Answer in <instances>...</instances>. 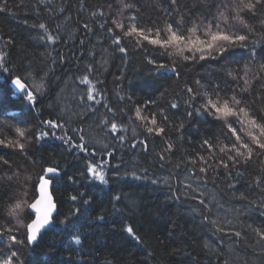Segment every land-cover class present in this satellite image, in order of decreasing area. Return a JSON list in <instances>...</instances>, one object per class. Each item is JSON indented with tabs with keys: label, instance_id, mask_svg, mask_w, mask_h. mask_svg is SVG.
Listing matches in <instances>:
<instances>
[{
	"label": "trees",
	"instance_id": "obj_1",
	"mask_svg": "<svg viewBox=\"0 0 264 264\" xmlns=\"http://www.w3.org/2000/svg\"><path fill=\"white\" fill-rule=\"evenodd\" d=\"M125 3L133 7L124 9ZM222 3L230 6L232 0H178L175 12L170 0H8V10L0 12V51L13 71L0 69V136L12 139L15 127L50 135L41 140L29 135L23 153L0 146V156L12 162L11 169H0V177L21 171L19 180L4 181L0 187V224H16L7 215L9 205L31 203L38 197L39 178L46 175L42 169L60 170L52 183L57 206L53 224L35 244L12 246L19 247L22 264H264V240L253 231L264 230V207L258 206L264 200V186L255 183L257 176L264 179V155L255 152L249 166L241 165L231 175L222 167L200 173L199 167L207 165L199 156L211 155L210 163H214L218 148L229 141L221 135L223 122L200 110L199 97L191 106L185 103L187 87L207 90L219 85L223 102L243 82L233 81L228 71L238 70L243 76L247 67L252 70L249 78L259 72L264 65V10L241 14L255 32L249 33L246 47H236L227 61L185 62L179 54H162L147 41L140 40V47L136 35L122 40L127 53H121L109 31L121 35L112 24L117 19L126 28L136 24L163 29L181 14L183 27L188 28L212 20L218 11H226L233 30L247 31L231 19L234 13ZM132 16L137 19L131 20ZM41 23L47 32L39 28ZM48 34L56 37L55 43L46 39ZM150 59L177 70L158 69ZM13 75H22L35 91V107L11 85ZM85 76L88 83L81 82ZM262 89L264 84L253 80L250 101L260 116H264V101L257 97ZM88 95L93 99H87ZM172 102L179 107L171 108ZM136 108L143 116L155 114L158 123L160 112L167 115L162 125L165 135L147 133L144 122L136 119ZM47 120L64 127L49 129L41 123ZM104 120L110 123L105 125ZM111 123L117 125L116 131H111ZM235 126L239 131L241 126ZM78 128L84 131L78 133ZM65 134L85 143L89 151L81 152L56 138ZM205 140L214 143L212 152L203 145ZM138 141L145 142L147 150ZM166 142L173 143L171 152L163 151ZM161 153L165 160L159 159ZM89 164L102 166L107 184L86 175ZM132 173L141 178L134 179ZM77 192L93 202L86 213L89 219L82 218L78 231L61 223L73 207L70 196ZM242 193L247 199H239ZM116 195L121 201L113 199ZM200 199L211 201L212 210L200 205ZM29 211L25 208L21 213L25 224ZM96 213L105 215L104 221H97ZM212 220L217 223L213 225ZM128 226L139 242L124 230ZM236 230L242 238L229 234ZM24 232L20 228L13 234L23 239ZM9 245L8 234L0 236V259L9 253Z\"/></svg>",
	"mask_w": 264,
	"mask_h": 264
},
{
	"label": "snow or ice",
	"instance_id": "obj_2",
	"mask_svg": "<svg viewBox=\"0 0 264 264\" xmlns=\"http://www.w3.org/2000/svg\"><path fill=\"white\" fill-rule=\"evenodd\" d=\"M170 4L175 6L173 11H179L178 0H170ZM221 6L234 13L231 16V19L239 22L247 31H236L233 30L232 26L229 23L230 17L226 14V11H218V15H214L213 19L202 23L201 25L193 24L191 27H183V21L185 19L184 15L181 14L178 16L176 21L166 24V27L161 29L159 27H153L152 29H146L142 27H137L136 24H131L129 27H125V24L122 20H113L112 24L116 29L120 30L121 35H118L112 29H109L112 32V43L116 45L117 50L121 53H127V48L122 45V40L127 37H132L136 35L140 39L136 41L137 45L143 47L140 44V40L147 41L148 44L158 46L162 50V54L173 56L174 54H179L183 61L193 62V61H205L208 59L212 60H221L227 61L231 56L232 52L236 47L244 48L246 43L249 40V33H254L253 29L247 22V20L241 15L244 12H247L249 15H255L257 10H264V0H232L231 5L221 4ZM133 5L130 3L123 4L124 9H130ZM8 10V0H2L0 4V12H5ZM103 15V13H101ZM131 20L135 21L137 17L132 16ZM218 20L220 22H218ZM223 23V27L221 26ZM103 27V25H101ZM85 28H88V25H84ZM39 28L44 29L47 32L46 25L41 23ZM162 32L164 33L162 36ZM46 39L55 43L56 37H53L51 34L46 36ZM0 40H3L0 37ZM11 43V40L8 41ZM174 49V52H169L168 49ZM184 53H189L185 55ZM199 53V55H197ZM150 64H155L158 69H165L169 71L176 72V67H169L167 64L156 63L155 60H149ZM0 69L5 72H12L13 70L6 66L5 64V54L3 51H0ZM252 70L245 68L243 71V76L237 70L234 74L233 71H228L227 75L231 77L233 81H240L242 79V84L238 83V91L234 92L230 97L223 99V102L220 100V86L217 85L215 89L209 88L207 90H201V88L187 87L185 89L188 94V99L185 101L189 106L194 102H197L199 97L200 110L208 115L212 116L214 119L221 120L222 123V133L221 135L225 140L229 141V144H225L222 147L218 148L220 155L216 157L214 163H210L213 157L199 156V160L203 165L199 167L200 173H207L208 170L217 171L220 167L228 171V174H232L233 169L239 168L241 165L249 166L250 162L253 160V155L255 152H259L261 155H264V116H260L255 108L252 106L250 101V96L252 95V83L253 80H260L264 84V77L261 73H264V65H260L259 72L252 73L251 78H249V73ZM31 74L29 73V76ZM37 75H40L38 73ZM82 83H88L87 76L83 77ZM10 83L16 90L23 93V97L26 98L30 104L35 107L37 104V96L35 91L29 86L27 80L22 75H13L10 79ZM197 85H200V81H196ZM0 87H3L0 84ZM42 87V86H41ZM215 97V99H214ZM261 101H264V89H262L261 94L257 97ZM87 99L92 100L93 97L88 95ZM123 99V97H121ZM151 103V102H150ZM170 107L176 109L179 107L177 102H172ZM94 113L96 110L91 109ZM109 111H112L110 108ZM136 119L144 122L145 130L149 134H155L157 136H164L166 133V125L168 121V116L163 112H160L161 120L158 123L157 117L155 114H150L149 116H143L141 114V109L136 108ZM192 113L189 112L190 116ZM49 129L63 128L64 125L54 122L52 120L41 121ZM105 125H108L110 121L104 120L102 122ZM239 124L241 126L238 131L235 125ZM150 125V126H149ZM111 131L117 130V125L111 123ZM180 128H183V125H180ZM126 131V129H121ZM78 133H82L83 129H76ZM14 137L9 139L8 136H0V146L4 148H13L18 149L19 152L23 153L25 150V143L28 140L29 135L35 140H41L50 135V132L40 130L39 134L32 132L25 128L15 127L14 128ZM55 135V133H51ZM57 139H60L67 143L72 148H77L81 152H88V148L85 143H78L73 141V137L65 134L64 136H58ZM123 139V137H120ZM80 141H85L84 135H79ZM141 143L145 150H147V144L143 141H138ZM222 143V142H221ZM203 145L206 146L209 152H212L214 148V143L208 140L203 142ZM136 145L133 144L134 148ZM173 143L166 142L164 152H171L173 150ZM94 155L95 153H89ZM111 155V153H108ZM160 160H165L166 156L161 153L158 154ZM196 164V160L191 162ZM4 166H8L9 169L12 167V162L9 159H6L4 156H0V169ZM43 172L47 173V176H41L39 183V196L34 199L33 202L29 203L27 200L16 202L14 205H9L7 209V215L16 220L15 225L0 224V236L8 234V240L10 241V251L4 256L3 259H0V264H22L19 255V247L13 249L12 246H26V243H35L38 237L42 234L43 231H46L53 224V213L56 211V204L52 199L51 194L48 192V188L52 185L54 178L59 175L60 170L57 167H48L42 169ZM86 175H91L93 178L99 179L102 184H107L108 180L106 179V174L103 171L102 166H97L89 164L86 167ZM240 174V173H237ZM21 175L20 170L12 171L11 175L6 177H0V187L3 186L4 181H12L14 178L19 180ZM134 179H140L141 177L137 176L135 173H132ZM153 184L158 183L157 180H152ZM255 183L258 186H264V179H261L259 176L256 177ZM231 186V185H230ZM187 187H191L188 185ZM201 196H204V193H200ZM179 199V197H176ZM113 199L117 202L121 201V196L116 195ZM195 199V197H193ZM239 199H247V197L242 193ZM70 200L73 202V207L70 208L68 215L65 220L61 221L67 228L71 230H79L83 225L81 220H88L87 210L92 207V201L84 192H77L74 195L70 196ZM78 202V203H77ZM209 201L206 203L205 199H200L199 204L203 205L208 211H211L212 208ZM250 203H252L250 201ZM214 206V205H212ZM264 207V200L258 205ZM115 207V206H114ZM29 209V222L25 224L20 218L21 213L24 209ZM95 219L97 221H104L105 215L96 213ZM208 220V217H205ZM213 225L217 221H209ZM251 228L252 226L249 225ZM20 228H24V238L19 239L14 232H18ZM130 236H133L138 242L140 237L134 233V230L131 226H128L124 229ZM221 230V229H218ZM255 234L260 237L261 240H264V230L262 229H253ZM236 237L242 238V233L238 230L229 233ZM77 245L81 243L79 236L75 238L74 241ZM0 252H3V249L0 248Z\"/></svg>",
	"mask_w": 264,
	"mask_h": 264
},
{
	"label": "water",
	"instance_id": "obj_3",
	"mask_svg": "<svg viewBox=\"0 0 264 264\" xmlns=\"http://www.w3.org/2000/svg\"><path fill=\"white\" fill-rule=\"evenodd\" d=\"M47 175H48V174L46 173L45 176H47ZM48 192L51 194L52 199H53V201L55 202L54 197H53V194H52V185L48 188ZM38 196H39V185H38ZM55 204H56V203H55ZM56 213H57V206H56V211L53 213V219H54ZM43 232H44V231H43ZM43 232H42V233H43ZM40 236H41V235H40ZM40 236H39V237H40ZM39 237H38V238H39ZM37 240H38V239H37ZM36 242H37V241H36ZM36 242H35V243H36ZM35 243H31V244L33 245V244H35Z\"/></svg>",
	"mask_w": 264,
	"mask_h": 264
},
{
	"label": "rangeland",
	"instance_id": "obj_4",
	"mask_svg": "<svg viewBox=\"0 0 264 264\" xmlns=\"http://www.w3.org/2000/svg\"><path fill=\"white\" fill-rule=\"evenodd\" d=\"M32 87H34L33 83H32ZM65 111H66V112H68V111H69V110H67V106H65ZM91 136H92V134H91V133H89L88 139H89L90 141H91V139H90V138H91ZM99 144H100V143H99ZM234 264H237V263H236V261L234 262Z\"/></svg>",
	"mask_w": 264,
	"mask_h": 264
}]
</instances>
